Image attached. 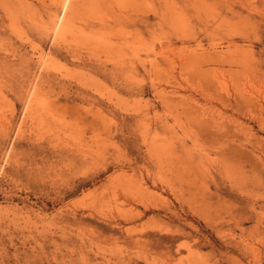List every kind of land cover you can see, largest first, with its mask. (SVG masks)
I'll return each mask as SVG.
<instances>
[{
  "label": "rangeland",
  "instance_id": "1",
  "mask_svg": "<svg viewBox=\"0 0 264 264\" xmlns=\"http://www.w3.org/2000/svg\"><path fill=\"white\" fill-rule=\"evenodd\" d=\"M0 264H264V0H0Z\"/></svg>",
  "mask_w": 264,
  "mask_h": 264
},
{
  "label": "bare ground",
  "instance_id": "2",
  "mask_svg": "<svg viewBox=\"0 0 264 264\" xmlns=\"http://www.w3.org/2000/svg\"><path fill=\"white\" fill-rule=\"evenodd\" d=\"M210 59V58H209ZM210 61V60H209ZM204 124L208 125L206 122H204ZM189 252V251H188Z\"/></svg>",
  "mask_w": 264,
  "mask_h": 264
}]
</instances>
